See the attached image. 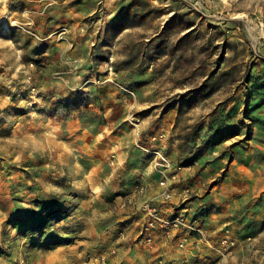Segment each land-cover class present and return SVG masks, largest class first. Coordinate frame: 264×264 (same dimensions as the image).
<instances>
[{
	"label": "rangeland",
	"instance_id": "374dc122",
	"mask_svg": "<svg viewBox=\"0 0 264 264\" xmlns=\"http://www.w3.org/2000/svg\"><path fill=\"white\" fill-rule=\"evenodd\" d=\"M157 173L161 264H264V0H0V264L175 253Z\"/></svg>",
	"mask_w": 264,
	"mask_h": 264
},
{
	"label": "built area",
	"instance_id": "2783aa9c",
	"mask_svg": "<svg viewBox=\"0 0 264 264\" xmlns=\"http://www.w3.org/2000/svg\"><path fill=\"white\" fill-rule=\"evenodd\" d=\"M157 174L159 175L157 195L148 197L144 192V188L139 187L133 194L125 197L127 198L126 201H120L119 205L122 208L125 204L132 205L135 208L134 212L136 214L139 212L142 213L141 228L138 236L146 247L151 249L157 244H161L167 249L182 252L187 242L186 235H183V233L195 230L202 235V231L200 229H193L190 226L191 220L184 218V215L171 213V211H174V208L171 206V201L175 196L172 188L175 175L168 176L169 173ZM188 192L184 190L177 197L181 198L182 202H184L187 200ZM167 212H170L169 216ZM221 243L224 248L234 246V243L228 241V239H223ZM113 253L114 251H112ZM107 260L108 258H97L93 260V264L94 262L97 264H107Z\"/></svg>",
	"mask_w": 264,
	"mask_h": 264
},
{
	"label": "crops",
	"instance_id": "0c3cea01",
	"mask_svg": "<svg viewBox=\"0 0 264 264\" xmlns=\"http://www.w3.org/2000/svg\"><path fill=\"white\" fill-rule=\"evenodd\" d=\"M154 186H152L153 188ZM128 248L130 247V243L128 242L127 245ZM142 246V245H141ZM144 247V246H142ZM152 250H156L157 248H151ZM147 250V249H146ZM128 251V250H127ZM131 251V255H133V259L129 258V257H126V259L122 258L120 259L119 258V262L120 264H161V261L163 263H166L167 261L166 260H171V259H177V258H180V255L178 251H176L175 253L172 252V253H166L167 254V257H159L161 256V254L159 253H146L145 251H142L139 247V245H135L133 246V248L130 250ZM181 253V252H180ZM99 258L98 256L96 257L95 256V260Z\"/></svg>",
	"mask_w": 264,
	"mask_h": 264
}]
</instances>
